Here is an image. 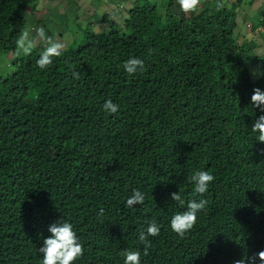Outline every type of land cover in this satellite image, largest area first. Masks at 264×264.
Listing matches in <instances>:
<instances>
[{"label":"trees","instance_id":"16d2710c","mask_svg":"<svg viewBox=\"0 0 264 264\" xmlns=\"http://www.w3.org/2000/svg\"><path fill=\"white\" fill-rule=\"evenodd\" d=\"M31 1L0 0V59L12 68L0 74V264H40L48 228L62 219L84 247L75 264H124L121 251L136 248L141 264H235L264 251V143L251 131L264 115L251 102L264 75L250 78L255 41L235 35L248 0L219 11L201 0L191 15L176 0H138L106 31L73 23L62 39L73 44L43 71V44L15 53ZM260 10L245 31L262 27L264 38ZM134 57L145 67L129 76L123 65ZM254 58L264 69V53ZM108 100L118 113L103 110ZM196 170L215 180L181 238L170 222L186 209L171 194L192 199ZM133 189L145 202L129 209ZM152 220L161 231L144 256L138 235Z\"/></svg>","mask_w":264,"mask_h":264},{"label":"clouds","instance_id":"9594fccd","mask_svg":"<svg viewBox=\"0 0 264 264\" xmlns=\"http://www.w3.org/2000/svg\"><path fill=\"white\" fill-rule=\"evenodd\" d=\"M179 11L184 15L197 13L201 7V0H176ZM226 0H217L215 9L217 11L225 7ZM15 53L17 56H29L33 50L40 44L44 45V50L40 53L36 64L40 70L48 69L54 62V58L62 55L65 44L59 39H54L46 33L44 27H37L32 30H24L19 34L16 40ZM124 70L129 76H134L138 72H143L144 61L140 58H130L125 61ZM75 79L80 78L79 72H73ZM254 77L264 75V69L259 67L252 70ZM252 106L264 113V91L260 88L253 89L251 96ZM103 110L110 114H116L119 111V105L108 100L103 105ZM252 133L257 134L255 140L264 143V115H260L251 127ZM189 183L194 185L192 193L193 198L187 202L181 197L179 192L171 194V200L178 202L181 208L186 210L175 214L170 222L171 231L181 238H184L196 225L198 214L206 211L208 206L207 199L203 198L209 190V185L215 180V177L208 171L196 170L188 178ZM196 197H200L197 199ZM145 194L139 189H133L132 194L126 200L125 207L131 209L136 205H143ZM104 209H99L98 215L103 216ZM50 236L43 240V247L39 249L42 254L40 264H75L83 257L84 247L80 242L76 231L71 223L60 220L51 224L48 228ZM161 226L152 220L147 227L141 229L138 235V242L143 246V255L149 254L152 246V237L159 236ZM124 258V264H141V249H124L121 251ZM259 259L260 264H264V251H260L252 257L238 260L235 264H256Z\"/></svg>","mask_w":264,"mask_h":264},{"label":"crops","instance_id":"0c3cea01","mask_svg":"<svg viewBox=\"0 0 264 264\" xmlns=\"http://www.w3.org/2000/svg\"><path fill=\"white\" fill-rule=\"evenodd\" d=\"M138 0H34L30 2L29 10L27 11V17L29 22L35 24L31 26L29 30L43 26L46 30L44 23L45 19L50 18L57 26H61L63 29L62 36L58 38L69 39L71 30H66L63 25L69 21L72 23L79 22L83 27L90 25L96 31L104 23L122 24L127 17V12L131 9L132 5ZM233 1V0H226ZM118 2V3H116ZM249 2H253L252 4ZM36 4V5H33ZM264 0H248L247 4L243 3L241 6L261 9L263 7ZM119 7L123 9V12L118 13L115 9ZM261 7V8H259ZM247 13V10H244ZM257 14L259 12L257 11ZM49 21V22H51ZM248 24V20H244ZM38 24V25H37ZM43 24V25H40ZM29 26V24H28ZM46 33L49 34L46 30ZM65 35V37H63ZM63 41V40H62Z\"/></svg>","mask_w":264,"mask_h":264},{"label":"rangeland","instance_id":"374dc122","mask_svg":"<svg viewBox=\"0 0 264 264\" xmlns=\"http://www.w3.org/2000/svg\"><path fill=\"white\" fill-rule=\"evenodd\" d=\"M152 1H160V0H152ZM116 3H118V2H116ZM33 5H36V4H33ZM259 8H261V7H259ZM176 9H178V8L175 7V10ZM115 10L118 13L123 12V9H120L119 7H116ZM244 10H247V13L244 14V15H238V18H237L238 19L237 20V24L238 25H237L236 30L239 31L238 33L235 34L236 37H237V40H238V42H242L244 40H248L249 41V40H251L250 39V37H251L252 40L255 41L254 54L255 55L263 54L264 53V38H263L262 34L259 33L260 31H262V27L261 28H258V31H257L258 33L255 32V34H252V32H250V34L248 35V33L245 31V29L250 28L252 24H254V25L257 24L258 25L257 22L259 21L258 20L259 19V15L257 14V11L260 13L261 10L257 9V11H255L256 9L253 10V8H248V7H245ZM245 19L248 20V24H251V25L247 26V24L244 21ZM27 20H28V17H27ZM45 21L46 22L44 23V26H46V30L49 33L48 35L51 36V37H53L54 39H59L60 40V38H58V37L60 35L62 36V33L64 32L63 29L61 28V26H57L53 21H51L50 18L45 19ZM49 21H51V22H49ZM72 22L73 21H69L67 24L63 25L64 28L66 30L71 29L72 26H73V23ZM28 24H29V26L27 27V30H29V28L31 26H34V24H32V22H29L28 21ZM40 25H43V24H40ZM108 27H109V23H104V24H102L100 26V29L99 30L106 31V30H108ZM246 36H248V37L246 39H244ZM60 41H62V40H60ZM62 42L65 44V48H67L68 46H70V45L73 44L72 43L73 41L71 42V40L69 42H65V41H62ZM254 54H250L248 56V60H246V65H247V68H248V72H249L250 78L253 81H255L259 77V76L254 77L252 75V70L255 69V68H257L256 63H254V59H255L254 58ZM12 57H14V56H12ZM8 62L10 63L11 60L7 56H3L0 59V74H4L2 72L3 71H6V70H9V72L12 70L11 66L8 67V65H7ZM5 73L7 74L8 72H5Z\"/></svg>","mask_w":264,"mask_h":264}]
</instances>
